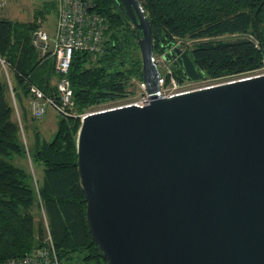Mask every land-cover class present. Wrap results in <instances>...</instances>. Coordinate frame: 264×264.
<instances>
[{
	"label": "water",
	"instance_id": "water-1",
	"mask_svg": "<svg viewBox=\"0 0 264 264\" xmlns=\"http://www.w3.org/2000/svg\"><path fill=\"white\" fill-rule=\"evenodd\" d=\"M123 1L151 99L82 120L93 239L108 264H264V73L163 96L145 9ZM165 57L203 78L180 47Z\"/></svg>",
	"mask_w": 264,
	"mask_h": 264
},
{
	"label": "trees",
	"instance_id": "trees-1",
	"mask_svg": "<svg viewBox=\"0 0 264 264\" xmlns=\"http://www.w3.org/2000/svg\"><path fill=\"white\" fill-rule=\"evenodd\" d=\"M91 1L107 24L103 51H74L68 76L75 115L58 113L52 138L45 139L37 131L33 148L24 123L33 116L30 85L56 97L53 81L58 80L55 58L40 54L33 34L52 13L57 15V3L44 2L30 21L0 16V263L23 257L43 244V205L61 264H108L87 222V199L78 172V133L82 114L135 94L133 80H143L138 42L143 33H137L123 0ZM140 2L149 19L155 54L171 49L176 39L192 42L188 53L203 73L201 82L214 84L264 69V0ZM1 59L10 72L14 97ZM172 69L180 84L195 82L179 65L173 64ZM28 160L34 168L43 167L42 176L36 178Z\"/></svg>",
	"mask_w": 264,
	"mask_h": 264
},
{
	"label": "built area",
	"instance_id": "built-area-1",
	"mask_svg": "<svg viewBox=\"0 0 264 264\" xmlns=\"http://www.w3.org/2000/svg\"><path fill=\"white\" fill-rule=\"evenodd\" d=\"M9 0H0V8H4ZM58 2V22L53 33L44 28L37 29L33 34V44L42 56L51 55L55 58V70L59 75L56 83L57 96L48 97L41 88L35 84L30 85L31 93V112L36 118H42L48 107L53 108L57 113L64 116L74 114L75 98L71 81L68 77L73 53L76 50L88 51L93 54L101 53L104 48L105 31L107 24L104 17L95 10V4L91 0H57ZM159 62H164L161 58ZM2 70L7 75L12 96V81L10 72L5 60L1 59ZM160 70L161 76L159 84L163 96H174L177 94L192 91L200 87H192L193 83L180 84L173 71L168 68ZM137 87L140 89V97L137 100L125 99L118 101L120 104L113 107H122L128 105L144 106L150 102V95L147 91L146 83L137 81ZM129 100V101H128ZM126 102V103H124ZM16 112L19 116V109L16 105ZM122 103V104H121ZM91 112V111H90ZM81 115V120L88 113ZM46 235L43 244L30 253L20 258H9L0 264H61L58 251L52 236L47 220L44 221Z\"/></svg>",
	"mask_w": 264,
	"mask_h": 264
},
{
	"label": "rangeland",
	"instance_id": "rangeland-1",
	"mask_svg": "<svg viewBox=\"0 0 264 264\" xmlns=\"http://www.w3.org/2000/svg\"><path fill=\"white\" fill-rule=\"evenodd\" d=\"M47 1H51V0H12V3L10 5V7L17 14L16 16L13 17V20L30 21L32 19V17H33V13H34L35 9L38 6H40L41 4H43L44 2H47ZM56 18H57V15L56 14H53V13L49 17V19H52V21H54V19H56ZM177 42H178V44L180 43L182 45L185 43V41H183L181 39H177ZM170 50L171 49H169L168 51H166L164 53L158 54V55H164V57H165V54L168 53ZM168 62L171 64V66L174 64L172 60H169L168 59ZM262 72H264V69H262L260 71V73H262ZM4 74H5L6 79H7V75H6L5 72H4ZM133 82H135V94H133L129 98V100H137V98L140 97V89L137 87V82L135 80H133ZM204 84H205V82L203 83V82H201V80L200 81H195L193 83L192 87H200V86H203ZM207 84H209V83H207ZM116 103L104 104V105L99 106L98 108H96V110L105 109V108H109V107H113V106L120 105V104H116ZM124 103H126V102H124ZM16 114H17V112H16ZM46 117H47V114H46ZM17 118H18V120L20 121V124H21V121L22 120H21L20 111H19V116L17 114ZM40 119H42V118H40ZM40 121L41 120H38V119H28V120H24V123L26 125V132H25V130H24V132H25V134L28 132L29 138H31L30 132H32V131L35 132L37 130V127L40 124ZM52 136L53 135L52 134H49V133H44L43 134V137L45 139H48V140L51 139ZM24 138H25V135H24ZM26 162H27V165L29 166V169L36 176V178H39V176H42L43 175V167L40 166L39 168H37V167L34 168L32 166V164H31L30 160H28ZM20 163H22V161ZM41 213H42V211H41ZM42 217H43V215H42Z\"/></svg>",
	"mask_w": 264,
	"mask_h": 264
},
{
	"label": "crops",
	"instance_id": "crops-1",
	"mask_svg": "<svg viewBox=\"0 0 264 264\" xmlns=\"http://www.w3.org/2000/svg\"><path fill=\"white\" fill-rule=\"evenodd\" d=\"M55 1L57 3V9H58V2H57V0H55ZM11 3H12V0H9L8 4L4 8H0V16L13 19V17L17 15L16 12L10 7ZM58 17H59V15L57 12V18L54 19V21H52V19H49L42 28L53 33L55 31V27H56V24L58 22ZM58 77H59V75H58ZM57 81L58 80H56V81L54 80L53 83L56 84ZM46 114H47V117H46ZM28 119H33V116L29 115L27 120ZM58 119H59V114L53 108L48 107L44 117H42V119H38L41 121L37 127V130L35 132L34 131L30 132L31 138H29L28 132H27L28 144L30 145L31 148H33L35 146L36 132L37 131L40 132L42 137H43L44 133H49L52 135L54 134V132L57 129Z\"/></svg>",
	"mask_w": 264,
	"mask_h": 264
},
{
	"label": "bare ground",
	"instance_id": "bare-ground-1",
	"mask_svg": "<svg viewBox=\"0 0 264 264\" xmlns=\"http://www.w3.org/2000/svg\"><path fill=\"white\" fill-rule=\"evenodd\" d=\"M177 40V39H176ZM192 45V42H186V43H184L183 45L182 44H178V42H176V43H174L173 45H172V47H171V50L169 51V52H171L175 47H180L183 51H187L188 52V49H189V47ZM168 52V53H169ZM155 53V52H154ZM168 53H166V54H168ZM166 54H165V56H166ZM163 59L164 60V62H159V59ZM155 60H156V62H157V64H158V67H159V70H164L166 67H163L164 65L165 66H168V68L169 69H171L172 71H173V69H172V66H171V64L168 62V59H166V57H164V55H156L155 54ZM173 61V63H174V60H172ZM175 64V63H174ZM164 68V69H163ZM69 77V76H68ZM58 79H59V77H58ZM235 79V78H234ZM231 80V79H230ZM71 81V80H70ZM226 81H228V80H226ZM72 85V84H71ZM73 88V87H72ZM160 90H161V87H160ZM64 116V115H63ZM41 210H42V215H43V219H44V221L45 220H47V222H48V219H47V214H46V212H45V209H44V207H43V205H41ZM49 224V223H48Z\"/></svg>",
	"mask_w": 264,
	"mask_h": 264
}]
</instances>
